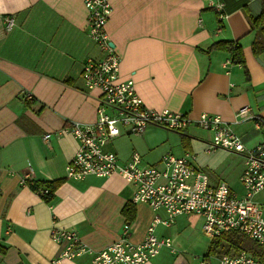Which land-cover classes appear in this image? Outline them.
<instances>
[{
    "label": "crops",
    "instance_id": "0c3cea01",
    "mask_svg": "<svg viewBox=\"0 0 264 264\" xmlns=\"http://www.w3.org/2000/svg\"><path fill=\"white\" fill-rule=\"evenodd\" d=\"M108 1L114 11L106 30L121 57L120 79L135 82L147 107L182 113L194 122L185 133L151 125L135 134L121 127L106 150L121 165L138 153L144 166L155 167L167 151L191 152L212 185L226 182L242 194L243 156L207 151L213 133H198L195 121L203 113L219 115L247 147L264 141L252 120L236 119L243 107L264 118V53L252 50L258 33L250 23L262 0ZM211 1L223 4L222 19ZM7 17L15 21L12 29ZM220 41L241 45L243 66L232 62L230 52H206ZM102 57L88 35L83 0H0V264H52L63 248L52 238L60 228L76 230L87 247L101 251L120 240L128 224L122 211L133 203L136 188L121 174L73 180L66 172L78 149L66 129L73 122L94 123L99 104L100 92L85 86L83 65ZM30 168L32 182L21 183ZM44 189L51 191L48 199ZM134 205L130 233L139 243L155 215H168ZM156 234L171 238L177 252L164 248L146 264H201L204 257L219 264L225 255L219 249L210 253L212 240L196 215L178 216L170 227L157 225ZM92 260L87 253L62 264Z\"/></svg>",
    "mask_w": 264,
    "mask_h": 264
},
{
    "label": "built area",
    "instance_id": "2783aa9c",
    "mask_svg": "<svg viewBox=\"0 0 264 264\" xmlns=\"http://www.w3.org/2000/svg\"><path fill=\"white\" fill-rule=\"evenodd\" d=\"M88 11V35L96 43L103 57L88 59L83 65V79L87 90L100 92L96 108V121L92 124L73 122L66 132L78 142V149L67 165V177L83 180L88 176L109 178L121 174L134 185V204H146L154 212L165 210L167 218L155 215L145 238L136 243L131 239V226L126 224L120 240L101 251H94L81 240L76 230L65 228L52 232L53 240L62 245L59 256L52 264H62L93 254L91 264H146L158 256L164 248L177 252L173 240L158 237L156 226L170 227L176 217L196 215L203 218V232L211 240L228 233H240L254 240L264 249V141L247 147L230 123L219 115L203 113L195 121L197 126L213 133L207 143V151L222 149L237 153L244 158L240 176L243 193L233 191L226 182L212 185L207 174L195 162V155L187 152L177 156L171 151L163 154L161 167L144 166L138 153H133L124 165L119 164L115 154L108 152L109 141L118 137L121 127L135 134H142L149 126L164 127L171 131L185 133L194 122L182 113L169 109L155 110L147 107L138 95L135 82L120 79L121 57L111 46L106 30L113 14V5L108 0H83ZM212 4L222 19L226 12L223 4ZM15 21L6 18V26L12 29ZM238 122L252 120L255 128L264 132V118L252 114L250 107H243L236 113ZM46 135L45 139H49ZM30 168L21 183L32 182ZM44 189L43 195L50 194ZM201 264H210L203 260ZM219 264H264L247 251L235 255L225 254Z\"/></svg>",
    "mask_w": 264,
    "mask_h": 264
},
{
    "label": "trees",
    "instance_id": "16d2710c",
    "mask_svg": "<svg viewBox=\"0 0 264 264\" xmlns=\"http://www.w3.org/2000/svg\"><path fill=\"white\" fill-rule=\"evenodd\" d=\"M251 28L258 34L257 39L252 44V50L254 54L260 55L264 53V0H262V10L258 17L250 19ZM215 50H224L232 54V62L237 65L243 66L244 55L242 47L237 42L220 41L212 44L206 52L211 54ZM62 181L56 182L53 186L57 188ZM33 187V186H32ZM38 188V187H37ZM51 192V191H50ZM49 195H43L45 199L49 198ZM123 215L126 217L128 224H131L136 218V207L133 203H128L123 209ZM217 249L225 254H231L233 251L235 254L242 251H247L260 261H264V249L249 237L234 232L221 235L219 238L214 239L212 242L210 253H214ZM205 261H208V257H204Z\"/></svg>",
    "mask_w": 264,
    "mask_h": 264
},
{
    "label": "rangeland",
    "instance_id": "374dc122",
    "mask_svg": "<svg viewBox=\"0 0 264 264\" xmlns=\"http://www.w3.org/2000/svg\"><path fill=\"white\" fill-rule=\"evenodd\" d=\"M161 128H164V127H161ZM165 129H166V128H165ZM196 130H197L198 133L204 131V130H202V129H200V128H197V127H196ZM178 133H180V132H178ZM257 198H259V199H264V194L259 195ZM212 242H213V240H212ZM211 244H212V243H211ZM224 254H225V253H224ZM236 254H237V253H236ZM230 255H235V253L232 251ZM212 262H213L214 264H218V259H215V258H214V259L212 260Z\"/></svg>",
    "mask_w": 264,
    "mask_h": 264
},
{
    "label": "water",
    "instance_id": "95a60500",
    "mask_svg": "<svg viewBox=\"0 0 264 264\" xmlns=\"http://www.w3.org/2000/svg\"><path fill=\"white\" fill-rule=\"evenodd\" d=\"M111 46L113 47V45L111 44Z\"/></svg>",
    "mask_w": 264,
    "mask_h": 264
}]
</instances>
